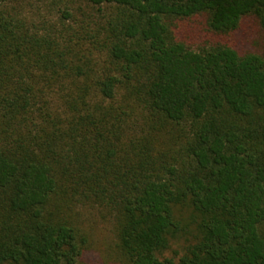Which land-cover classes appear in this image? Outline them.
Masks as SVG:
<instances>
[{"label": "trees", "instance_id": "trees-1", "mask_svg": "<svg viewBox=\"0 0 264 264\" xmlns=\"http://www.w3.org/2000/svg\"><path fill=\"white\" fill-rule=\"evenodd\" d=\"M87 2L116 13L0 15V264H83L78 207L111 218L121 264H264V55L181 37L264 28V0ZM182 211L192 241L162 257Z\"/></svg>", "mask_w": 264, "mask_h": 264}, {"label": "rangeland", "instance_id": "rangeland-1", "mask_svg": "<svg viewBox=\"0 0 264 264\" xmlns=\"http://www.w3.org/2000/svg\"><path fill=\"white\" fill-rule=\"evenodd\" d=\"M115 13L116 10L111 7H96L87 0H7L0 5V15L16 16L27 25L34 24L40 29L52 27L63 30L82 24L95 29L104 25ZM194 24L198 27V33L185 32L181 36L193 50L221 44L229 45L242 54L254 52L264 55V28L254 17L244 19L239 31L227 34L209 31L204 17L198 18ZM73 216L78 230L87 237L90 245L82 259L83 264H121L114 253L116 234L111 218L92 207H78ZM179 218L183 221L184 229L162 257L178 259L184 247L192 241L194 229L189 226V213L182 211Z\"/></svg>", "mask_w": 264, "mask_h": 264}]
</instances>
